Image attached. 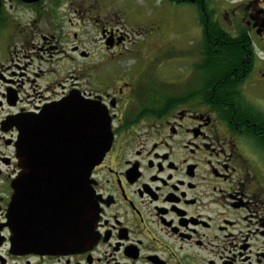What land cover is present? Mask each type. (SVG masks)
Wrapping results in <instances>:
<instances>
[{
	"label": "flooded vegetation",
	"instance_id": "flooded-vegetation-1",
	"mask_svg": "<svg viewBox=\"0 0 264 264\" xmlns=\"http://www.w3.org/2000/svg\"><path fill=\"white\" fill-rule=\"evenodd\" d=\"M186 5L191 25L178 30ZM210 26V39L252 48L228 97L204 80ZM182 40L192 48L161 59ZM68 99L112 118L90 177L97 222L90 242L61 248L59 189L27 186L25 230H58L59 245L20 251L21 129ZM0 264H264V0H0Z\"/></svg>",
	"mask_w": 264,
	"mask_h": 264
},
{
	"label": "water",
	"instance_id": "water-1",
	"mask_svg": "<svg viewBox=\"0 0 264 264\" xmlns=\"http://www.w3.org/2000/svg\"><path fill=\"white\" fill-rule=\"evenodd\" d=\"M32 124L30 130L21 129L17 143L22 172L14 182L15 194L10 208L13 245L20 251L51 249L59 245L55 238L58 230L55 234L25 230L22 210L27 200V186L59 189L51 202L54 205L59 200L61 204L66 203L61 207V218L67 223L60 227L61 248L88 243L98 218L90 177L114 140L109 111L99 104L68 99L46 110ZM41 163L51 166H39ZM43 178L50 180L43 183ZM41 200L40 195L28 196L29 202ZM54 205L52 210L56 209Z\"/></svg>",
	"mask_w": 264,
	"mask_h": 264
},
{
	"label": "trees",
	"instance_id": "trees-1",
	"mask_svg": "<svg viewBox=\"0 0 264 264\" xmlns=\"http://www.w3.org/2000/svg\"><path fill=\"white\" fill-rule=\"evenodd\" d=\"M214 32L213 26L205 29L202 45L204 80L220 84L221 96L228 97L234 89L231 78L234 76L235 69L246 65L248 52L252 48L244 39L222 33L219 38L210 39L208 35Z\"/></svg>",
	"mask_w": 264,
	"mask_h": 264
},
{
	"label": "rangeland",
	"instance_id": "rangeland-1",
	"mask_svg": "<svg viewBox=\"0 0 264 264\" xmlns=\"http://www.w3.org/2000/svg\"><path fill=\"white\" fill-rule=\"evenodd\" d=\"M160 4H161V1H157L155 6L158 7ZM176 8H178L175 11V13L177 14V24H178L177 28H178V30L185 23L190 26L191 25L190 24L191 17H192L193 12H194L193 7H191L190 5L189 6L186 5V6L176 7ZM192 44H193V42L190 41V40H184V41L182 40L177 47L168 48L166 51L162 52L161 59H165L170 52H178V51H181V50H190L192 48ZM178 62L179 61H177L175 63H178ZM158 67L160 68V70L163 69L160 66H158ZM174 69H176V67H174Z\"/></svg>",
	"mask_w": 264,
	"mask_h": 264
}]
</instances>
